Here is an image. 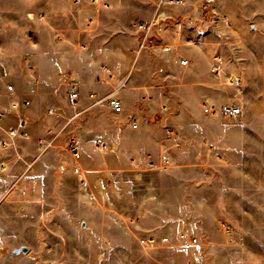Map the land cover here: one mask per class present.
I'll return each instance as SVG.
<instances>
[{
	"label": "rangeland",
	"instance_id": "rangeland-1",
	"mask_svg": "<svg viewBox=\"0 0 264 264\" xmlns=\"http://www.w3.org/2000/svg\"><path fill=\"white\" fill-rule=\"evenodd\" d=\"M137 3L138 14L126 15L116 12L115 6L99 9L89 0H0V43L7 55L19 54L17 61L8 56L16 67L11 64L6 70V81L14 84L17 95L26 97L15 81L21 73V56L30 59L35 74H41V78L30 79L33 84L41 83L40 88H33L40 94L58 88L67 96L71 70L70 76L78 77L74 69H78L80 81L101 82L98 76L100 65L105 64L104 50L138 43L142 35L135 23L157 17L156 26L161 29L157 31L155 26L149 48L142 53H148L144 63L148 79L160 87L151 94V100L157 102L155 108L141 107V121L157 134L176 130L175 138H184L193 146L196 140L188 139L184 126L197 125L204 116L228 125L238 118L250 128L247 137H253V143L233 145L231 151L237 150L229 160L223 155L218 158L211 144L198 143L196 150L185 143L179 149L170 146L174 155L186 151L193 159L174 163L173 169L179 171L185 185L180 178H171L179 186L166 193L163 184L168 178L164 174L169 171L136 168L120 160L116 136L111 141L117 146L101 152L96 143L106 139H89L85 133L87 112L75 116L77 112L70 114V108L66 112L60 109L59 121L43 128L39 137L49 140L55 136L52 146L44 153L31 146L35 156L22 154L18 159L21 173L10 184H0V264H264V0H184L172 5L166 0L133 2ZM42 4L59 9L46 12ZM165 44L169 51L163 50ZM28 46L33 50L27 52ZM185 47L207 50L209 69L219 82L218 91L213 92L215 101L240 106L242 118L210 116L200 112V102L206 100L192 97L190 92L186 100L177 92L182 81L171 76L170 61L175 62L180 52L195 59L196 79L208 73L204 56ZM72 50L78 57L68 67L47 60L48 52L56 60L55 55ZM164 52L166 57L158 55ZM139 54L131 68L134 75L140 70ZM92 56L98 62L85 65ZM214 65L219 73L211 69ZM162 73L164 78L159 76ZM62 76L67 80L64 87ZM0 86L4 87L1 80ZM162 102L169 104L166 111L160 108ZM14 104L12 97L0 98L5 109ZM48 104L40 105L41 110ZM111 122L120 127V120ZM70 133L80 142V168L67 151ZM2 160L0 176L6 172ZM168 213L174 218H167ZM172 220L184 222L183 227L198 242H177L175 227L167 234L173 244H141L147 228ZM163 233L156 230L155 236ZM19 246L29 247V251L11 253Z\"/></svg>",
	"mask_w": 264,
	"mask_h": 264
},
{
	"label": "crops",
	"instance_id": "crops-1",
	"mask_svg": "<svg viewBox=\"0 0 264 264\" xmlns=\"http://www.w3.org/2000/svg\"><path fill=\"white\" fill-rule=\"evenodd\" d=\"M107 1L111 4V7L108 8L109 10H111L115 6L116 12L125 13L126 15L127 14L133 15V13H136L135 15H137L138 14L137 12H139V10L137 9L139 7L138 3L133 4L135 0H107ZM89 2L90 4H92L90 0ZM42 8L46 12H50V10L59 9V8H51L50 6L44 4H42ZM30 14L31 13H29V16H31ZM97 15H99V13ZM41 17H44V15L42 14ZM58 35L61 38V35L60 34ZM138 43L135 41L130 46H123V45L111 46L108 50L104 48L105 50L103 52V57L105 58L104 59L105 64H101L100 67L109 68L112 77H109L102 69L101 75L98 76L103 79L101 82L96 80L94 81L90 80L87 82H85L84 80L80 81L79 79H77L78 77H80V73L78 69L73 70V72H75V74L78 76L77 78H74V75L70 76L72 70L71 72L69 71L70 72L69 77H71L70 82L72 80H77L80 88V99L76 105H73L76 106L74 107L75 110L71 108L72 104L70 103V98H69L70 82L68 85L69 91L67 96H65L64 89L60 91L58 88L55 89L53 88L52 91L51 90L44 91V93L41 94L39 93L38 90L33 89V88L36 89L40 88L41 83L39 82L38 85L33 84L30 82V79L36 77L41 78V74L39 73V71L37 72V74H35V70H33L32 68L33 65L29 63L30 61L29 58L28 59L24 58L25 60L24 59L22 60V57L21 56L19 57L22 68L20 70L21 73L19 74L18 72V74H16L17 77L15 79L16 85L21 87L20 89L23 90L22 94H24L26 97L23 98L17 95L16 90H14V92L8 91L6 88V83H11V82L6 81L8 78L7 77L8 73H6V70L8 71V69H10L11 64L12 67L15 66L13 60L17 61L15 57L18 56L19 54L7 55L5 49L2 46V43H0V66H1L0 69L5 73L4 80H1L3 82L4 87L0 86V98L5 99L6 97H8L10 99L12 97L15 103L12 106L10 105L11 107L10 110L5 109L3 106L2 107L10 114L11 122H13L17 117L20 116H24L28 119L27 137L17 139L13 146H10L5 149H0V160L3 159L2 162H4V164L6 165L5 170H3V172L5 171L6 172L0 176V184L2 182L6 184H10L16 178V176L19 173H21L23 167L21 164H19L20 162L18 159L22 157V154L26 156L29 155L35 156L36 152L35 153L31 152L33 150L31 149V146H33L35 151L38 152L39 140H40L39 137L42 136V131L44 130L43 128L48 127L49 124L54 125L56 122L59 121L57 118H59L60 114L63 113L62 110L66 112L69 110L68 108H70V114L77 112L76 115H79L81 113L87 112L85 133L88 135L91 141H94V139L102 136L101 138L106 139L104 140V142L109 143L110 145V149L106 151H110L114 149L115 146H117L116 142L111 140H114L113 138L114 136L118 137L117 139L120 141V150H121L120 160L130 163L136 168L143 167L146 170L147 169L161 170L167 172L169 171L168 173L164 172L167 174L162 173L168 178L164 182L163 186L166 188V193L172 191L173 190L172 187H174V189L176 188L175 190H177V186H179L178 185L179 182L175 180L178 183L176 184L177 186H175L173 181H169L171 178L174 179L175 177H178L177 172L179 171L177 169H173L176 165L174 163H176L177 161H184L186 159L192 160L193 157L189 158L188 155H186L187 153H185L186 151L183 153L182 152L179 153L180 155H178V153L174 155L175 153L170 152V146L177 147L179 149L180 147H182V143L186 144L184 138L183 139L178 137L175 138L176 130L170 132L166 131L163 134H157L156 131L153 132L154 131L153 129H152L153 131L151 132V127L148 125V123L144 124L143 121H141V112H142L141 107L145 106L148 108V110H153L155 108L156 106L155 103L157 102H155L156 100L155 101L151 100V94L157 93L159 90L158 88L160 86L155 85L154 83H152V81L148 79L149 74L145 71L146 68L144 64L145 61H147L148 59L147 52L142 53L141 51L140 54L138 53L139 56L137 60L140 59V67H139L140 70L135 75L131 72V68L134 66L135 62H137L136 51L139 47ZM185 48L195 50L204 56V59L206 60V64H207L208 73L205 77L196 79V76L194 75L195 67H196L195 59L190 58L184 52H180L178 59L179 60L187 59L188 60L187 64L185 65L181 64L178 59H176L175 62L170 61V65H171L170 67L172 69L171 76L172 75L174 77L178 76V78H180L182 81L181 86L178 84L176 88L177 92H180L181 93L180 95L186 100H188L189 98L187 97V93L190 92V95L192 97H200L204 100L219 104L217 101H215V96L213 93L218 91L219 82L216 81V78L213 76V74L209 69L210 66L209 64H211L210 63L211 57L208 54L207 50H205L204 48L202 49L190 48V47H185ZM26 49L27 52L33 50V48L30 46H28V48ZM53 55L54 54L48 52L49 57L47 56V60H49L51 63H58L62 67L70 66L73 58L76 56L78 57V55H76V53H74L73 50L70 51V53L61 54L59 56L55 55L56 60H54ZM142 55H145V57H142ZM158 55L164 58V56L166 57L167 52L158 53ZM8 56L13 58V60ZM94 61L98 62L97 59L92 56L90 61H87L85 65L92 66L94 63H96ZM33 62L35 61L33 60ZM216 68L218 67L214 65L211 69H216ZM165 75L163 73L162 75L159 74V76L162 78H164ZM61 79H62L61 84L62 83L65 84L67 82V80L64 79V76H62ZM121 83H124V86L120 87ZM64 84H62L61 86L64 87L63 86ZM101 85L106 87H101ZM91 92L95 93L100 97L107 96L112 93L116 94L122 100L124 106L123 112L119 115H115L111 112L108 106H98V105L93 106L92 100L88 97V94ZM27 99L30 100V105L28 107L24 105V100ZM230 99L231 97L228 96L227 100ZM43 103L45 104L50 103V104H48V107L46 109L43 108L41 110L40 105H42ZM201 103L202 102H200V107H201ZM223 104H227V103H222L220 105ZM163 105H167V107H169V104H167L166 102L165 103L162 102L160 104L161 110L166 111L162 109ZM49 108L53 109L55 113L53 114L48 113L47 111ZM200 112H203L202 107ZM238 115H235L233 117L238 116L242 118V112ZM111 119L120 120L121 122L120 127L114 125L113 122H111ZM134 120L137 122V127L132 126V121ZM238 120L239 119L236 118L235 121H237V123L228 125V124H224L221 120H211L205 116L202 119L201 117V121H199L197 125L190 124V127L184 126V130H185L184 134H187V136L189 137L188 139L192 138L193 140H196L197 143V144L194 143L193 146H189L191 144L187 143L186 146L188 148L194 147L196 150V148H199L198 143H200L201 146H203V144H205L206 146L211 144L213 146V150L215 151V153H217L216 155L218 158H221L223 155L224 159L229 160L230 157L233 156V153L236 152L235 150H237L234 149V152L231 151L233 145L246 146L252 144L254 141L253 137L251 138L247 137L249 136L250 128L248 126L242 125L240 122H238ZM99 129L101 130L99 131ZM239 133H242L243 135L241 138H239L240 135H237ZM82 135H84V133ZM196 135H198V137ZM176 144H179L180 146L178 147ZM206 148L204 149L201 148V150H205ZM100 151L105 152L102 150ZM42 152L44 153L45 150ZM79 152L81 157L80 142H79ZM163 152H165L168 155L170 160L166 168L151 167L147 165L149 161H153L155 164H158L160 162V156ZM43 153H40V155L36 158V160H38ZM201 158H203V156ZM75 166L77 168L81 167L79 160L78 162H76ZM79 174L81 176V172ZM180 179L182 185H185L184 180L182 178ZM134 193L135 195H137L138 186L135 188ZM162 205L166 206V203L164 202ZM187 214L189 215V213ZM166 216L167 218L169 217L174 218V214L168 213V215ZM186 216H184V219ZM180 221L177 220L175 223L174 220H172L166 222L164 226L159 225L157 227H149L147 228L149 230L147 233L156 235L155 231L160 230L165 232L161 235H167V234L169 235L170 234L169 232L173 230V228L177 227L178 229L176 231V236L179 231H184L188 235L194 236L193 234H189L187 232V230L183 227L185 223ZM148 234H145L141 237H145ZM186 244L192 245L188 241L185 242V245Z\"/></svg>",
	"mask_w": 264,
	"mask_h": 264
},
{
	"label": "built area",
	"instance_id": "built-area-1",
	"mask_svg": "<svg viewBox=\"0 0 264 264\" xmlns=\"http://www.w3.org/2000/svg\"><path fill=\"white\" fill-rule=\"evenodd\" d=\"M91 3L95 6H97L99 9H108L111 7V4L107 0H90ZM169 4H182L184 0H166ZM163 15V13H161ZM94 22V21H92ZM159 18L153 17L150 20L140 21L135 23V27L138 28L141 32L142 39L139 42V47L136 51L138 54L143 49L149 48V43L152 38V33H154V29L156 24H158ZM161 27L156 26V30H160ZM58 38L60 36L58 35ZM147 43V45H146ZM153 46V45H151ZM164 51H169L170 46L168 44H165L163 46ZM181 64H187V59H180ZM103 71L109 76L112 77V74L107 67H102ZM215 72L219 73L218 69H214ZM0 80H4V74L2 73V70L0 69ZM101 80H103L101 78ZM124 86V83H121L120 87ZM6 88L10 92H14L15 88L12 83H6ZM88 97L92 100V105H98V106H108L111 110V112L115 115H119L123 112L124 106L122 103V100L114 93L100 97L96 95L95 93L91 92L88 94ZM70 103L72 105H76L80 99V88L77 80H72L70 82ZM24 105L28 107L30 105V100H24ZM202 110L204 113L213 116V117H223V118H232L235 115H238L241 113L242 109L240 106H234L229 104H223L218 105L215 102L210 101H204L201 104ZM167 105H163L162 109L167 110ZM48 113H55L53 109H48ZM76 115V114H75ZM10 114L8 111H6L2 106H0V149H5L10 146H13L17 139L25 138L27 137V129H28V119L24 116L17 117L13 122L10 120ZM72 119V118H71ZM70 119V120H71ZM70 120L68 122H70ZM132 126L137 127V122L134 120L132 121ZM55 139V136L51 139H40L39 140V149L41 151L46 150L48 147L52 146V143ZM67 144V151L72 154L73 158L76 162H78L80 157L79 152V142H78V136L75 133H70L66 140ZM178 147L179 144H176ZM96 148L102 151H106L110 149L109 143H106L104 141H98L96 143ZM169 157L168 155L163 152L160 156V162L158 164H155L153 161H149L147 163L148 166L151 167H158V168H166L169 164ZM2 167L5 165L4 162H1ZM188 241L190 244H196L198 242V238L192 235H188L184 231H179L177 234V242L179 243H185ZM141 244L149 245L150 247H153L158 244H173L172 239L168 235H162V236H155V235H149L147 237L140 238Z\"/></svg>",
	"mask_w": 264,
	"mask_h": 264
},
{
	"label": "water",
	"instance_id": "water-1",
	"mask_svg": "<svg viewBox=\"0 0 264 264\" xmlns=\"http://www.w3.org/2000/svg\"><path fill=\"white\" fill-rule=\"evenodd\" d=\"M85 225V223H83ZM29 251V247H26V246H19V247H16V248H13L11 250V253L13 254H19V253H27Z\"/></svg>",
	"mask_w": 264,
	"mask_h": 264
}]
</instances>
